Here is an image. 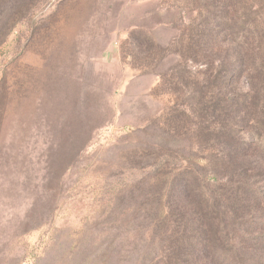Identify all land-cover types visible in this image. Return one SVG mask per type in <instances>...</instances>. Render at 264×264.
I'll return each mask as SVG.
<instances>
[{
    "label": "rangeland",
    "instance_id": "1",
    "mask_svg": "<svg viewBox=\"0 0 264 264\" xmlns=\"http://www.w3.org/2000/svg\"><path fill=\"white\" fill-rule=\"evenodd\" d=\"M204 20L220 41L212 58L234 47L236 68L258 70L239 82L264 86V0H0V264H115V195L151 177L141 153L183 166L193 153L155 126L189 101L156 73L182 61L149 55ZM199 65L191 81L208 87Z\"/></svg>",
    "mask_w": 264,
    "mask_h": 264
},
{
    "label": "trees",
    "instance_id": "2",
    "mask_svg": "<svg viewBox=\"0 0 264 264\" xmlns=\"http://www.w3.org/2000/svg\"><path fill=\"white\" fill-rule=\"evenodd\" d=\"M235 27L242 32L230 31L231 46L243 49L248 38L238 23L229 29ZM216 29L205 20L192 23L160 58L149 55L152 65L172 53L182 61L156 73L166 93L189 101L175 104L155 126L193 153L186 166L154 162L156 150L141 153L151 159V177L115 195L116 220L125 223L116 229L115 264L140 257L144 264H264V86L239 82L255 79L258 70L236 68L242 59L234 47L212 58L220 50ZM199 63L206 68L193 75L212 78L208 87L191 81L187 65ZM206 147L212 155L201 158ZM132 237L139 244L123 242Z\"/></svg>",
    "mask_w": 264,
    "mask_h": 264
}]
</instances>
